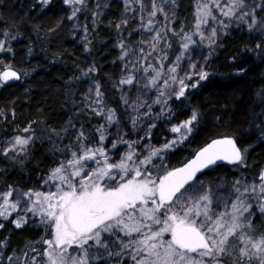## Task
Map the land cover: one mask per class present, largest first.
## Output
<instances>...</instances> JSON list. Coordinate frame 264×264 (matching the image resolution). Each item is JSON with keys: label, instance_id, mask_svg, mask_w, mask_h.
Returning a JSON list of instances; mask_svg holds the SVG:
<instances>
[{"label": "snow or ice", "instance_id": "1", "mask_svg": "<svg viewBox=\"0 0 264 264\" xmlns=\"http://www.w3.org/2000/svg\"><path fill=\"white\" fill-rule=\"evenodd\" d=\"M118 3L119 16L106 25L119 64L118 78H104L108 87L95 61L78 65L63 85L69 115L59 126L40 115L20 120L16 99L0 106V264H264V164L249 163L264 146V73L245 101L242 133L212 132L172 161L204 123L192 97L227 87L213 67L223 39L243 38L224 57L228 77L246 76L249 62L264 64V0H191L183 19V0ZM60 4L49 34L71 23L73 39L91 54L111 0ZM32 7L43 16L52 0ZM23 24L43 27L26 16L9 24L0 12V89L30 75L14 62ZM80 85L87 87L77 98ZM44 144L47 164L33 179L27 165ZM225 166L231 176H209ZM14 172L26 174L9 183ZM33 229L37 238L13 243Z\"/></svg>", "mask_w": 264, "mask_h": 264}, {"label": "trees", "instance_id": "2", "mask_svg": "<svg viewBox=\"0 0 264 264\" xmlns=\"http://www.w3.org/2000/svg\"><path fill=\"white\" fill-rule=\"evenodd\" d=\"M32 4L33 0H0V12L5 15L9 24L20 21L21 17L26 16L32 23L43 26L38 33L32 32L29 24L21 26L23 38L13 42L16 48L14 62L18 68L28 70L30 75L25 78L24 82H14L19 86L0 89V106L8 105L12 99H16L17 116L20 120L40 115L41 118L47 117L51 126H59L68 119L69 115L65 109L63 85L69 77L79 75L78 65L81 68H86L89 63L95 61L100 69L98 77L103 80L105 87H108L105 77L111 75L113 78H118L119 64L117 63L115 66L112 64L118 55V51L113 47L115 36L107 29L106 25L109 19L114 20L119 16L120 5L118 0H111L107 16L93 34V44L91 54H89L84 52L83 45L78 39H73L70 33L71 23H65L55 34H49L48 28L55 24L53 13L56 16L62 14L59 11L60 0H52V7L43 16H39L40 8H33ZM190 4L191 0H183L180 5L179 19L184 18L185 10L190 7ZM81 23H83V17ZM29 38H31V44ZM242 40L243 38L236 33L223 39V48L213 57V67L217 71L216 79L220 85H227V87L213 85L192 97L191 103L201 106L204 123L200 126V130L192 142L185 145L182 151H178L172 157L173 163L189 155L212 132L242 133L244 131L240 125L241 113L251 89L259 86L261 74L264 73V64H260L258 61L256 63L249 62L247 75L240 78L226 75L232 69L225 66L224 57L239 50ZM29 46L33 47L32 55L27 54ZM54 55H57L55 60L53 59ZM86 87L87 85L79 86L77 98ZM25 88L31 89L30 95L23 94ZM217 116L222 117L219 128L214 127ZM2 136L3 129L0 128V137ZM47 148V144L38 145L27 165L33 179L41 169L46 167ZM254 160L264 164V146H257L251 151L249 163L251 164ZM36 165L39 167L37 168ZM0 167H4V165L0 164ZM25 174L11 173L8 182L19 181ZM224 175H232L227 166L217 168L214 172L209 173L210 177ZM38 235L39 232L35 229L19 232L13 236V243L23 244L27 240L37 238Z\"/></svg>", "mask_w": 264, "mask_h": 264}, {"label": "rangeland", "instance_id": "3", "mask_svg": "<svg viewBox=\"0 0 264 264\" xmlns=\"http://www.w3.org/2000/svg\"><path fill=\"white\" fill-rule=\"evenodd\" d=\"M205 54H206V52H205ZM157 131V133L159 134V132H160V129H157L156 130ZM160 137H159V135L157 136V139H159Z\"/></svg>", "mask_w": 264, "mask_h": 264}]
</instances>
